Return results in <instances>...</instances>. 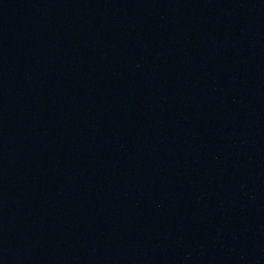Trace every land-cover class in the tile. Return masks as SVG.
I'll return each instance as SVG.
<instances>
[{"label": "water", "instance_id": "1", "mask_svg": "<svg viewBox=\"0 0 264 264\" xmlns=\"http://www.w3.org/2000/svg\"><path fill=\"white\" fill-rule=\"evenodd\" d=\"M0 264H264V0H0Z\"/></svg>", "mask_w": 264, "mask_h": 264}]
</instances>
